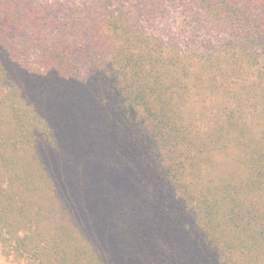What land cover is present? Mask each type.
<instances>
[{"label": "trees", "instance_id": "obj_1", "mask_svg": "<svg viewBox=\"0 0 264 264\" xmlns=\"http://www.w3.org/2000/svg\"><path fill=\"white\" fill-rule=\"evenodd\" d=\"M0 243L264 264V0H0Z\"/></svg>", "mask_w": 264, "mask_h": 264}, {"label": "rangeland", "instance_id": "obj_2", "mask_svg": "<svg viewBox=\"0 0 264 264\" xmlns=\"http://www.w3.org/2000/svg\"><path fill=\"white\" fill-rule=\"evenodd\" d=\"M0 264H28L22 259H18L14 255H9L3 249L2 244L0 243Z\"/></svg>", "mask_w": 264, "mask_h": 264}]
</instances>
